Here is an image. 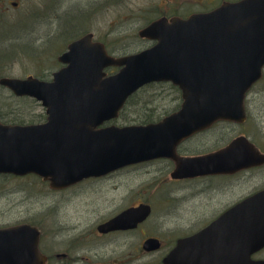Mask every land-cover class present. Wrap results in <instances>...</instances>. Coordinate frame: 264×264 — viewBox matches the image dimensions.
Wrapping results in <instances>:
<instances>
[{
	"label": "water",
	"instance_id": "water-1",
	"mask_svg": "<svg viewBox=\"0 0 264 264\" xmlns=\"http://www.w3.org/2000/svg\"><path fill=\"white\" fill-rule=\"evenodd\" d=\"M154 45L136 54L109 56L86 34L68 45L58 60L66 67L43 82L2 78L17 96H30L45 107L37 125L0 122V173H33L54 188L157 158L176 163L174 178L232 172L253 166L259 153L239 137L207 155L180 158V141L217 121H244V99L264 66V0L224 3L187 19H157L139 33ZM119 67L113 75L105 69ZM171 82L181 91L178 111L158 123L98 128L114 119L142 86ZM255 199L237 205L199 233L181 239L163 264H260L251 254L264 246V211H249ZM149 208L140 206L136 223ZM132 210L98 227L101 233L135 227ZM128 225V226H127ZM39 230L27 224L0 229V264H44ZM157 239L143 243L159 249Z\"/></svg>",
	"mask_w": 264,
	"mask_h": 264
},
{
	"label": "rangeland",
	"instance_id": "rangeland-1",
	"mask_svg": "<svg viewBox=\"0 0 264 264\" xmlns=\"http://www.w3.org/2000/svg\"><path fill=\"white\" fill-rule=\"evenodd\" d=\"M12 1L0 2V77L33 75L44 80L59 69L56 58L65 51L67 44L85 33H93L96 40L107 45L109 53L122 56L151 45L139 38L137 32L152 20L175 14L185 17L217 5L202 2V6H198L199 3L191 0H125L118 3L115 0H20L13 8ZM167 89L168 85H161L134 95L114 124H138L140 107L145 112L152 109L158 118L165 115L163 112L174 111L180 103L178 93H170ZM139 99L149 105L142 104ZM247 99L251 119L247 126L237 131L245 132L264 149V75L250 90ZM40 114H44V109L37 102L13 99L0 87V116L4 117L1 122L41 123L44 116ZM212 133L196 138L188 146L205 152L216 149L223 140L234 135V131L222 129ZM217 141L220 142L216 146ZM170 170L165 162L142 164L121 178L93 181L92 184L84 182L52 196L46 195L48 191L43 192L39 179L0 178V228L34 223L41 230V247L50 258L48 264H159L178 237L194 233L215 215L212 208L211 211L199 210L201 199L183 202L177 211L169 208L173 197L166 195L170 189L167 185L175 187L174 192L182 188L183 194L194 190L189 184L168 183ZM166 182L168 184H164ZM117 183L119 186H114ZM198 183L201 185V181ZM184 185L188 187L183 188ZM250 186L234 187L233 192L227 193L228 200L246 194ZM157 193L165 196L159 197ZM138 202L153 208L152 215L138 230L109 235L96 232L101 222ZM146 237L159 238L162 241L160 250L144 252L141 243ZM59 254H65V258L57 256Z\"/></svg>",
	"mask_w": 264,
	"mask_h": 264
},
{
	"label": "flooded vegetation",
	"instance_id": "flooded-vegetation-1",
	"mask_svg": "<svg viewBox=\"0 0 264 264\" xmlns=\"http://www.w3.org/2000/svg\"><path fill=\"white\" fill-rule=\"evenodd\" d=\"M19 1L20 0H14L11 2V4L10 3L9 4L13 8H16L19 5ZM119 1L123 2L125 0H115V2H117V3ZM191 1L199 3V4H196L198 6H202V4H201L202 2H207V3H210L212 5L217 3V5L212 8V9H214V8L219 7L221 4H224V3H236V2H239L242 0H191ZM0 2H5V0H0ZM110 3H111V1H110ZM210 10L211 9L191 12V13L187 14L185 17H187L193 13L207 12ZM172 16L181 17V16L176 15V14L172 15ZM172 16H169V17H172ZM185 17H182V18H185ZM138 32H137V34H138ZM77 34H79V33H77ZM85 34H87V33H85ZM93 36H94V34H93ZM143 40H145V39H143ZM94 41H98V40H96L94 38ZM147 42L150 44L152 43L150 41H147ZM104 45H105L106 51L109 53L107 45L106 44H104ZM60 67H61V65H60ZM116 70L117 69H110L109 72H115ZM51 75H52V73H51ZM51 75H50L49 79H47V80L51 79ZM27 76H29V75H27ZM27 76H25V77H27ZM36 78H38V77H36ZM40 80H44V79H40ZM161 85H168L167 90H169L170 93H174V92L178 93V97H179V101H180L178 107L174 111H171L170 113L166 114V112H163L165 115L162 116L161 118L156 117L155 112H145L144 108L140 107L142 112H140V109H139V125L158 123L161 120H163L165 117L171 115L172 113H174L175 111H177L180 108L181 103H182L181 91L176 86H174L171 82L149 83V84L141 87L139 89V93L148 90V88L150 86L152 88H155V87H159ZM0 87H3V86H0ZM3 88L8 91V95H10L13 99L16 98V97H14L11 90H9L5 87H3ZM163 88H165V87H163ZM162 93L164 94V92H160V94H162ZM177 93H174V94L177 95ZM162 96L163 95H161V97ZM19 99L27 100V101H34V99L30 98V97H22ZM139 105H140V102H139ZM149 111H150V109H149ZM40 116L41 117L45 116V112H44V114H40ZM121 116H122V113L119 114L117 119L106 122L101 127L113 125L114 121H117ZM244 118L245 119L242 122L217 121L214 124H212L210 127L206 128L202 131H199V132L193 134L192 136L180 141L175 148V152H176V155L180 158H188V157L207 155V154L214 153V152H217L221 149L226 148L232 141H234L235 139H237L239 137H244L256 149V151L259 153L258 156L261 158L260 161H258V159H257V161H255L257 164H255L253 166L237 169V170L232 171V172L204 174V175H199V176H194V177L174 178L172 176V174L176 170L175 161L171 158H158V159H153V160H149V161H144V162L132 164L129 166L120 167L118 169L112 170L111 172H109L103 176L86 178V179L82 180L81 182H78L74 185L59 188V189L52 188L50 182L48 180L43 179V178H39V182L41 183L40 184L41 187H43V192L47 193V191H48V193L46 195L52 196V194H56L57 192H62L65 190L72 189L76 186H79L81 183H84V182L89 181L92 184V183H94L93 181L102 182V180H106L108 178H110V180L113 178H117V179L121 178L126 172L128 173L129 170L137 169V168H139V165H142V164H148V163L157 162V161L161 162V163L165 162L166 165H168V167L171 168L170 173H169V179L166 180L168 183H170V184L185 183V185L189 184L190 186H194V187H191L194 189L191 193L183 194L181 192L182 188H180L177 192H174L173 190H175V187L167 185L168 187H170V189H168V192L166 193V195L167 194L172 195V197H173L172 200L169 201V208H171L173 211H177L180 208V205L183 204V202L191 201V200H195V199H201V202H200L201 204L199 206V210L201 209V211H208L209 209L212 208V211L211 210H209V211H211L213 214H215L199 230H197L194 233H191L187 236L178 237L175 240L174 245L168 250V251H170L171 249H173V247L176 245V243L179 240L191 237V236L199 233L203 229L207 228L211 223L218 220L221 216H223L225 213H227L231 209L235 208L239 204H243L247 201H251V200L255 199V202L252 205V208L249 209V211H264V149L262 147H260L256 142L252 141L248 137V135L245 134V132L238 133V131H237L239 128H243L244 126H247L248 123L250 122L251 113L248 110V99L246 101V112H244ZM215 129H222V130H225L228 132L234 131V135L229 140L228 139L223 140L224 143L221 146H218L216 149H213V150H207L205 152H199L198 150L191 149L190 144L193 140H195L196 138L203 136V135L209 136V135L213 134L212 132ZM219 142L220 141H217L216 146L219 144ZM188 145H190V146H188ZM25 177H30V176H25ZM12 178H15V177H12ZM16 178H19V177H16ZM239 180H240V182H238ZM162 181H164V180H162ZM198 181H201V185H199ZM108 182H110V181H108ZM160 182H159V184H160ZM167 182L164 184H168ZM244 184L251 185L250 189L247 191V193L242 195V196H239L238 199L228 200V198H227L228 191L234 189V187L238 188ZM185 185L183 186V188L188 187ZM114 186H119V184L117 183ZM163 188H166V187H163ZM232 192H233V190H232ZM157 196H159V197L163 196L164 197L165 194L162 195V194L157 193ZM139 206L149 207L148 212H150V214L144 222L136 225L135 227L129 228V229H120V230H115V231H109L105 234L109 235L112 233H122V232L126 233V232L138 230V228L141 225H143L149 219V217L152 215L153 208L151 207L150 204H147L144 202H140V203L138 202L136 205H131V206H129L123 210H120L119 212H116L108 220L104 221V223L110 222L114 218H116V217L122 215L124 212L130 211V210H132L133 213H136L135 217L139 218V214H138ZM193 212H198V211L194 210ZM134 222H136V221H133V223ZM20 224H22V223H20ZM126 224L129 225V223H126ZM6 227H8V226H6ZM99 235H101V233ZM150 238L159 240L161 243V246H162V241L159 238L146 237L144 240L146 241L147 239H150ZM41 251H42V247H41ZM167 252L163 255V257L167 254ZM42 253L44 254L43 251H42ZM45 256L47 257V263L46 264L50 263L49 256L48 255H45ZM57 256H60L61 258H65V254H59ZM250 259L252 261H259V262L264 263V247L258 251H255L253 254H251Z\"/></svg>",
	"mask_w": 264,
	"mask_h": 264
},
{
	"label": "trees",
	"instance_id": "trees-1",
	"mask_svg": "<svg viewBox=\"0 0 264 264\" xmlns=\"http://www.w3.org/2000/svg\"><path fill=\"white\" fill-rule=\"evenodd\" d=\"M152 89V87L150 86L149 88H148V90L147 91H149V90H151ZM155 90V89H154ZM139 93V92H138ZM138 93L137 94H135V95H138ZM141 93H139V95H140ZM135 96H133V97H131L130 98V100H129V102L127 103V106H129L128 104H130L131 102H132V100H133V98H134ZM140 101H141V103L142 104H144V105H149L148 103H146V101H144V100H142V99H139ZM152 106V105H151ZM126 108V107H125ZM152 108V107H151ZM149 112H154L152 109H150V111ZM0 119H3L4 120V117L2 118L1 116H0ZM17 124V123H16Z\"/></svg>",
	"mask_w": 264,
	"mask_h": 264
}]
</instances>
